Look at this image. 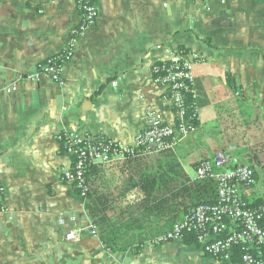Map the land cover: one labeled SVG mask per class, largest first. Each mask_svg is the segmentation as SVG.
Wrapping results in <instances>:
<instances>
[{
	"label": "crops",
	"instance_id": "obj_1",
	"mask_svg": "<svg viewBox=\"0 0 264 264\" xmlns=\"http://www.w3.org/2000/svg\"><path fill=\"white\" fill-rule=\"evenodd\" d=\"M96 7L97 22L79 40L59 85L26 76L66 47L80 21L76 0H0V203L7 209L0 213V264H238L182 241L146 240L137 248V237L164 235L178 221L166 205L151 213L138 205L145 199L141 184L160 186L157 199L174 187L163 168L173 167L189 183L197 180L196 163L236 145H226L232 135H264V0H97ZM180 51L198 57V127L152 163L125 159L95 165L90 173L91 199L101 210L95 219L104 227L109 221L116 236L131 237L130 246L117 239L112 252L98 226V239L85 232L65 241L68 229L91 222L90 202L62 178L72 159L57 134L67 130L131 146L147 111L173 125L151 69ZM10 85L17 90L7 94ZM155 171L160 179L145 180ZM262 190L256 183L241 195ZM60 216L75 221L62 226Z\"/></svg>",
	"mask_w": 264,
	"mask_h": 264
},
{
	"label": "built area",
	"instance_id": "obj_2",
	"mask_svg": "<svg viewBox=\"0 0 264 264\" xmlns=\"http://www.w3.org/2000/svg\"><path fill=\"white\" fill-rule=\"evenodd\" d=\"M97 0H76L79 13V24L70 31L66 47L38 66L34 74L26 76L30 81L48 77L52 82L62 85V71L64 65L73 57L75 48L89 29L95 26L98 19ZM193 2L206 0H190ZM198 62L196 55H186L180 51L170 59L162 60L153 65L151 72L156 87L164 89L165 100L173 110L175 123L164 124L153 112L145 114V127L134 139L131 146L122 145L102 136L76 134L62 130L57 134V141L64 153L72 158L70 167L62 170V178L71 185L78 195L86 199L89 186L86 181V172L90 165H109L122 161L136 153L146 156H155L166 152H173L176 146L190 136L195 127L190 124L192 118L185 113V99L181 90L193 94V64ZM19 80H21L19 78ZM113 87L116 86L112 82ZM190 86V87H189ZM16 85H10L5 92H16ZM195 97V94H193ZM197 112V110H196ZM197 116V115H196ZM247 151H241L236 145H230L225 151L217 152L211 160H202L195 169L197 180L213 179L217 186V202L215 205H202L186 214L181 221L175 223L171 231L158 238L155 243L162 244L170 241H180L183 233H196L197 242L202 254L222 261L231 262L230 250L235 245H241L243 253L239 264H264L262 253L258 256L250 250H264V204L257 209H246L240 200L244 186L253 184V173L258 171L255 162L249 163ZM244 157L246 163H241ZM5 190L0 186V202ZM0 213H7L6 207L0 203ZM224 219H227L235 229L228 228ZM62 226L74 222L75 217H59ZM87 232L93 239H98L96 227L88 222L84 227L70 228L65 234V241L74 242Z\"/></svg>",
	"mask_w": 264,
	"mask_h": 264
},
{
	"label": "trees",
	"instance_id": "obj_3",
	"mask_svg": "<svg viewBox=\"0 0 264 264\" xmlns=\"http://www.w3.org/2000/svg\"><path fill=\"white\" fill-rule=\"evenodd\" d=\"M184 52V51H183ZM186 53V52H185ZM194 86V85H193ZM190 87V89H192L194 91V87ZM181 94L185 99V113L187 118H192L190 121V124L197 128L198 127V122H197V100H196V96L193 97V94L191 93H185V90H181ZM247 151V155L245 156L248 160L249 163L255 162L257 164L258 170L260 171H256L253 173V184H250L248 186H244L243 189L248 190L251 189L254 185H261L263 190L261 194H256V195H252L251 197H245L240 195V200L241 202L245 205L246 209H250V210H254L259 208L260 206H262L264 204V159L259 158L260 154L258 155V152H253L250 149L245 150ZM172 152H166V153H162L159 155H155V156H146V155H141L140 153H136L135 156H131L128 157L127 159H133L134 162L136 161H150V163L153 162L154 159H156L157 157H161V156H166V155H170ZM217 153V152H216ZM215 154V152L212 154L210 153L209 155H207L205 158H203L202 160H211L213 155ZM72 159V158H71ZM200 160L198 163L195 164L194 168L196 169V167L199 165V163L202 161ZM241 163H246L244 161V157L241 159ZM259 165V166H258ZM96 166L95 165H90L89 168L87 169L86 172V181L88 183L89 186V193L87 195V198L90 202V205H88V215H90V221L94 226H98V228L100 229V233L102 235V240L103 242L110 246L112 245L111 242L117 240V239H125V248L130 246V239L131 237L128 236H116L114 234L113 231H109V227H110V222L108 221L107 225L105 226L107 229H105L104 226H102L99 222H101L99 219L96 220L94 215L96 213V209H94V206L96 205V201H93L92 195L90 194V173L94 171V168ZM164 169V168H163ZM163 174L166 176V180L172 181L176 184H174V187L168 188L167 189V196L165 197V199H157L155 196V193L158 192L160 190V186H158L157 184H154L153 186H143L142 184L140 185V189L141 191L144 193L145 199H142L140 204L138 205V207H141L143 209H146L148 212H152L153 210H157L159 207L163 208L165 205L167 207H169V209L173 210V212H176V217L175 220L177 222L181 221L182 218L190 213L193 209L202 206V205H215L217 202V186L216 183L213 179L210 178H204L201 180H194V181H190L189 183H186V177L184 175H180L179 173H175L173 172V167L169 170L164 169ZM166 170V171H165ZM160 171V170H158ZM158 171H155L153 174L150 175V177H144L145 180L146 179H151L152 181L160 179L162 175H160L158 173ZM93 175V174H92ZM262 178V179H261ZM140 181H143V177L141 175H139L138 178ZM188 182V180H187ZM155 183V182H154ZM156 185V186H155ZM159 187V188H158ZM171 193V194H170ZM149 197H151L150 200ZM164 197V196H163ZM178 199L180 200L178 202ZM158 202V203H156ZM104 211V210H102ZM98 212H101L98 211ZM180 219V220H179ZM175 222V221H174ZM173 225L177 222L174 223ZM224 222L226 223L228 228H234L235 229V225H231L229 223V221L227 219H224ZM238 228V227H236ZM171 231V228L169 230H167L166 232H164L166 235L167 233H169ZM163 234L157 235V236H149V237H137V241L135 242V245L138 247H140V245L144 242V241H149L151 242L152 245H156L155 241L164 236ZM180 241H182L183 244L189 245V244H195L196 246H200L199 243L197 242L196 239V233L192 232V233H183L181 236ZM112 252H116L113 250V247H108ZM260 251L262 253V258L264 259V250H250L249 252L254 254L255 256H258L257 252ZM243 249L241 245H235L231 250H230V257L231 260L233 262H238V264L240 263V256L241 253H243Z\"/></svg>",
	"mask_w": 264,
	"mask_h": 264
},
{
	"label": "rangeland",
	"instance_id": "obj_4",
	"mask_svg": "<svg viewBox=\"0 0 264 264\" xmlns=\"http://www.w3.org/2000/svg\"><path fill=\"white\" fill-rule=\"evenodd\" d=\"M232 136L231 138L227 137L229 140H226L227 142L226 145L230 143H235L236 147L239 146L240 148H242L241 146H246L245 149H250L253 152H258V155L260 154L259 158L264 159V135H232ZM247 136L249 137V139L247 138Z\"/></svg>",
	"mask_w": 264,
	"mask_h": 264
}]
</instances>
